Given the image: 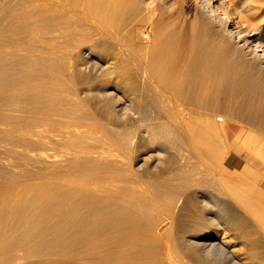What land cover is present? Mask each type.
<instances>
[{
  "label": "bare ground",
  "instance_id": "obj_1",
  "mask_svg": "<svg viewBox=\"0 0 264 264\" xmlns=\"http://www.w3.org/2000/svg\"><path fill=\"white\" fill-rule=\"evenodd\" d=\"M197 1L187 26L185 17L170 16L154 0H0V44L70 57L77 96L119 129L105 130L114 150L95 152L87 167L70 159L42 165L32 177L0 171V264L18 253L36 257L34 264H232L222 261L230 256L228 235L245 248L247 262L240 257L238 264L261 259L255 233L264 232V195L227 187L223 195L244 211L232 213L216 177L214 183L198 179L191 162L211 175L232 165L217 145L221 137L230 148L242 136L264 145L243 123L218 124L209 118L213 110L198 106L220 89L264 97V43L238 30L233 44L229 27L238 28L237 21L210 0ZM122 5L132 10L129 25L141 31L135 45L122 42L118 26H108ZM23 82L0 84V142L49 144L79 127L55 118L57 108L32 112L24 102L35 88ZM25 109L28 115L13 113Z\"/></svg>",
  "mask_w": 264,
  "mask_h": 264
},
{
  "label": "rangeland",
  "instance_id": "obj_2",
  "mask_svg": "<svg viewBox=\"0 0 264 264\" xmlns=\"http://www.w3.org/2000/svg\"><path fill=\"white\" fill-rule=\"evenodd\" d=\"M77 1L82 2V0ZM154 1L155 3L163 6L165 11H167L170 16L181 15L183 18L185 17V23H187V26L189 25L191 20L195 19L199 10V4L197 0ZM210 4L213 6H220L222 8V11L218 12L221 15L223 14V16H227L231 20L235 19L234 21H237L238 28L234 26L229 27V33L231 34L230 36L233 44L236 43V40L234 38L236 34L238 35V30L253 32V38L264 43V0H210ZM3 5L4 4H1L2 9L5 6ZM122 6H120V8H117V10H120H118L119 12L116 10L117 12L112 13L110 15L111 17L108 16V19H106V21L109 20L110 22V19L112 18V23H108V26L112 31H114L113 28L118 26L119 30L116 27L115 29L117 31H115L116 33L118 32L117 34L119 36V31L121 29L124 31H122L123 33H121L122 39L124 38V41L122 40L124 44L131 45V43L133 42V45H135L134 42H137L138 39H141L138 38L141 36L139 35L141 34V31H139L138 29L135 30L134 28L136 27H131L129 25V16L131 15L132 10L127 9V7H129L128 5ZM129 10L131 13L129 12ZM123 11L127 13V19H124L125 17L123 14L126 15V13H123ZM3 12H5V10H2L1 13ZM191 16L194 17L192 18ZM125 22L127 23V25H129L128 28ZM110 24H114L115 26L112 27ZM123 25H125L126 27ZM120 26H123L124 29ZM125 28H127L128 30L131 29V31H128ZM0 47V84L2 83L1 88L5 89L6 84L8 87V85L12 82L21 83L24 81L27 85H34L33 87L35 89L31 92L29 91V93L31 94L24 102L27 107H29L30 104L34 106V110L32 112H37L43 109L50 112L53 108H57L59 109L60 114L55 118L59 120H69L79 125V127L76 128V130L72 131L69 135L58 140L54 139L49 144H44L42 142L33 140L9 141L8 143L0 142V144L2 145L6 144L5 146L7 147L6 152L5 148H2V146H0V160L4 159L2 158L3 154L7 156L5 159L8 162L7 164L5 159L3 161H0L1 163H4V167H0V171L2 169L6 170L11 178L13 177V175H16L18 173L20 175H25V177H32L42 165L53 164V162H55V164L57 165H60L61 163H66L70 159H77L76 163L78 166L85 165L87 167L90 163V159H92V157H95L93 156L95 155V152L104 151L105 153H110L114 150L113 148L115 147V143L111 145L110 141L105 138V130L108 129L112 130L113 132L115 131L114 133L116 134L119 129L113 125L104 123V121L101 120L97 115L94 108L89 103L83 101L81 97H78L79 95L77 96L75 88L76 83L70 78L71 69L69 70V67H71L72 60L69 59L70 57L68 58L61 54L59 56L58 54L55 55L47 53H33L32 55L26 50L23 51L19 49L18 51V48L14 46L8 47L0 44ZM4 48H7L8 50L6 49L7 51H4ZM10 48L14 49L15 51L17 49V51L14 52L12 50L11 52ZM1 51H3L4 53H1ZM5 52H7L8 54ZM1 54L5 55L2 56ZM29 56H31V58H28ZM11 66H14L15 69L11 68ZM45 87L52 88V92H46ZM198 106H200L201 108H207L208 110H213L210 112L209 118L213 119L218 124H220L223 119L228 118L239 121L243 123L247 129H251L257 132L264 139L263 96H256L250 99L237 89H220L218 95H213L212 91H209L198 103ZM28 109H25L23 111H15L13 113L22 112L21 114L28 115L30 112ZM127 132L128 134L126 139V146L128 148L129 155L132 156L133 148L135 145L133 127L128 128ZM115 138H117V136H115ZM237 141L240 148L237 145L233 146L235 148L228 147V142H225L224 137H221L217 141V145L221 152L225 155V157L234 159L232 161V165L228 164V166H226L227 169L221 168L220 172H214L211 175L207 173V170L204 166L198 167L193 160L191 164L195 166L196 171H199V173L197 174L198 179L201 178V180L203 181L209 180L211 181V183H214L217 180L215 182V185L218 184L223 186L221 187L217 185L219 188V192L217 193L223 198H229L227 197V195H223L225 194V190L227 189V187L228 189H232V191L238 193H251V195L254 197H260V194L264 195V145L258 146L252 139L246 138L245 136L240 137ZM128 145L130 148L128 147ZM237 148L239 149V151ZM2 149L4 152L2 151ZM47 155H49L50 158H46ZM233 165H236L237 167ZM129 168L130 169H127L130 171L132 167ZM188 170L190 171L191 168H188ZM219 176L223 178L221 179ZM213 177H216V180ZM226 183L230 185H226ZM229 200L232 213H234L233 211L235 210L239 211L240 213L244 212L241 207H238L240 205H238L237 203H233V199L229 198ZM167 203L168 200L165 201V204ZM259 214L264 215L263 205L259 208ZM258 221L260 222V220ZM249 223H251V225L254 224L253 226H255L254 228L257 230L256 221L254 222V220L252 221L250 219ZM255 234L257 236L259 235L261 237L260 239H262V256L261 259H252L249 264H264V232L259 234L258 232H256ZM228 238L232 239V243H225L227 247L231 249L229 251L230 256L228 257V259L226 258V260L222 259V261H225L227 263L232 262V264H238L236 261L238 260V258L242 257V261L247 262V260L245 259L246 253L242 251L244 248L243 244L239 241V239H234L230 235H228ZM232 249H235L233 253ZM34 260H36V257H24L23 255L18 253V255H14L13 260L8 264H34Z\"/></svg>",
  "mask_w": 264,
  "mask_h": 264
},
{
  "label": "crops",
  "instance_id": "obj_3",
  "mask_svg": "<svg viewBox=\"0 0 264 264\" xmlns=\"http://www.w3.org/2000/svg\"><path fill=\"white\" fill-rule=\"evenodd\" d=\"M233 148H235V147H233ZM233 166L237 167L236 165H233Z\"/></svg>",
  "mask_w": 264,
  "mask_h": 264
}]
</instances>
